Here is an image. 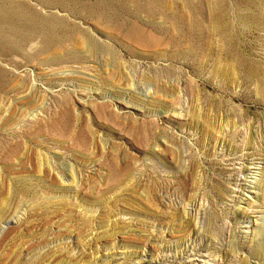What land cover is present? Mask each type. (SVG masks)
Here are the masks:
<instances>
[{"label":"rangeland","instance_id":"obj_1","mask_svg":"<svg viewBox=\"0 0 264 264\" xmlns=\"http://www.w3.org/2000/svg\"><path fill=\"white\" fill-rule=\"evenodd\" d=\"M0 264H264V0H0Z\"/></svg>","mask_w":264,"mask_h":264},{"label":"bare ground","instance_id":"obj_2","mask_svg":"<svg viewBox=\"0 0 264 264\" xmlns=\"http://www.w3.org/2000/svg\"><path fill=\"white\" fill-rule=\"evenodd\" d=\"M14 41V40H12ZM12 45L11 46H15V42L14 43H11ZM10 45V44H9ZM5 47V46H4ZM11 49V48H10ZM253 165H256L255 163Z\"/></svg>","mask_w":264,"mask_h":264}]
</instances>
